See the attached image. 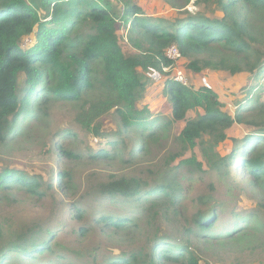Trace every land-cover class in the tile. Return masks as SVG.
Wrapping results in <instances>:
<instances>
[{
  "label": "trees",
  "instance_id": "trees-1",
  "mask_svg": "<svg viewBox=\"0 0 264 264\" xmlns=\"http://www.w3.org/2000/svg\"><path fill=\"white\" fill-rule=\"evenodd\" d=\"M162 1L183 14L168 20L134 0H0V147L20 120L47 114L50 98L77 103L76 123L105 144L84 155L92 162L115 155L130 161L143 149L134 137H154L172 125L180 145L162 174L90 172L81 192L71 168L45 179L0 167V200L24 191L53 204L46 221L0 220V264H207L215 243L241 229L242 216L227 210L213 182L196 197L194 212L185 203L195 174L214 173L230 196L237 181L264 180V0ZM172 45L199 79L185 86L172 69L163 72L173 63L165 54ZM150 70L162 75L147 80ZM220 73L236 77L241 94L234 110L222 107L213 87ZM149 82L161 85L160 107L143 101ZM111 110L117 124L107 135L100 118ZM239 127L241 136L230 134ZM222 143L224 154L212 150ZM54 149L67 159L83 156ZM64 230L73 243L57 239ZM91 235L100 240L89 241Z\"/></svg>",
  "mask_w": 264,
  "mask_h": 264
},
{
  "label": "rangeland",
  "instance_id": "rangeland-1",
  "mask_svg": "<svg viewBox=\"0 0 264 264\" xmlns=\"http://www.w3.org/2000/svg\"><path fill=\"white\" fill-rule=\"evenodd\" d=\"M136 3L141 2L146 11L155 12L159 9L161 12L156 13L168 20H174L176 16L183 13L182 11L167 9V5L162 0H134ZM164 7V9H163ZM194 11V10H193ZM163 14V15H162ZM87 28L80 27L79 32L84 35ZM120 29L121 44L125 46V31ZM130 49L129 46H126ZM125 49V47H124ZM127 52V50H125ZM129 53V52H127ZM182 69L188 76L189 81H196L200 75H195L191 71H187L184 60L179 59L173 63ZM95 67L98 65L95 64ZM157 72V71H156ZM158 73V72H157ZM154 75L151 71L146 73V79H152ZM144 79L146 82H148ZM150 91H146L144 102L152 101V104L160 107L165 104L160 93V84L147 83ZM214 89L218 92V97L223 108L226 110H234V103L237 96L240 97L241 92L237 91L238 83L236 77L220 73L214 78ZM230 86V88H229ZM264 100V94H262ZM77 103L62 102L50 98L47 102V114L37 112L33 118L20 120L16 129L5 143L0 147V167L9 165L13 168H20L29 174H41L45 179L52 172L57 173L58 170L71 168L75 174V179L79 192L82 191L84 179L87 173L95 172L100 176L108 173L143 176L148 177L152 172L162 174L165 169V160L170 153L180 150V145L175 141L176 131L172 126L167 129L158 131L157 135L150 138L140 139L134 137L138 141V145L143 149L138 150L134 157L128 161L123 160L119 155H115L108 162H92L84 155L89 150H97L104 147L97 137H94L90 131L84 130L74 120L77 109ZM102 131L111 135L114 133L117 124V118L112 110L100 118ZM70 130L73 135L66 132ZM244 128L239 127L232 130L230 134L235 137L241 136ZM206 142L207 137H203ZM133 142L127 141V145ZM228 143H222L218 148L213 147V151L221 154L225 153ZM63 146L75 153L82 154L80 160L67 159L65 154H59L55 151V147ZM200 146H197L198 157L203 159L200 154ZM109 148V146L107 147ZM195 149V148H194ZM205 152L208 154L207 147ZM191 154V151L188 152ZM184 175V181H185ZM215 183L217 198L224 200L228 204L227 210H233L242 216L241 229L228 239H220L215 243L208 252L209 256L205 260L207 264H264V180L255 182L250 179L237 181V187L232 191L233 196L228 195L227 187L223 183H218L214 173L206 171L204 174H195V182L186 201V211L188 214L194 212L197 208L195 199L201 194L209 191L208 184ZM80 184V185H79ZM58 199L65 200V195H57ZM78 197V192L76 197ZM53 208L50 199L37 201L35 197L24 191H15L10 195V200H0V220L7 224H22L33 219L46 221ZM66 216V213H63ZM229 216V212L225 215ZM59 221L66 223V217L60 216ZM66 230L60 232L57 236L58 240L63 243H73L75 236ZM100 240L97 236L91 235L89 241ZM209 246V245H207ZM201 264H205L201 262Z\"/></svg>",
  "mask_w": 264,
  "mask_h": 264
},
{
  "label": "built area",
  "instance_id": "built-area-1",
  "mask_svg": "<svg viewBox=\"0 0 264 264\" xmlns=\"http://www.w3.org/2000/svg\"><path fill=\"white\" fill-rule=\"evenodd\" d=\"M165 54L169 59L173 61V63L178 62L180 58V53L178 49L176 48V46H173V45L169 46L166 49ZM173 63H171L170 66L163 67L162 68L163 72H167L169 69H172L174 71L173 79L182 85H185V86L188 85L189 84L188 76L185 74V72L182 69L178 68V66L173 65ZM150 71H151V74L154 75L152 79H156L157 77L162 75V73L160 74V72L158 71H157L158 73L153 70H150ZM202 81L205 86H208L207 82L203 78H202Z\"/></svg>",
  "mask_w": 264,
  "mask_h": 264
}]
</instances>
